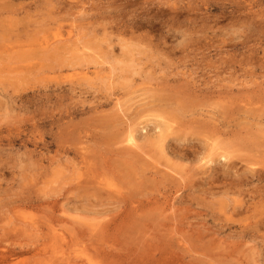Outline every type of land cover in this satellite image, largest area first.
<instances>
[{
	"label": "rangeland",
	"instance_id": "obj_1",
	"mask_svg": "<svg viewBox=\"0 0 264 264\" xmlns=\"http://www.w3.org/2000/svg\"><path fill=\"white\" fill-rule=\"evenodd\" d=\"M0 264H264V0H0Z\"/></svg>",
	"mask_w": 264,
	"mask_h": 264
},
{
	"label": "bare ground",
	"instance_id": "obj_2",
	"mask_svg": "<svg viewBox=\"0 0 264 264\" xmlns=\"http://www.w3.org/2000/svg\"><path fill=\"white\" fill-rule=\"evenodd\" d=\"M33 37V36H32ZM57 43V42H56ZM51 46V45H50ZM49 46V47H50ZM58 46V45H57ZM53 47V46H52ZM51 48V47H50ZM48 49V48H47ZM54 51V50H53ZM52 54V53H51ZM42 55V54H41ZM39 58V57H38ZM37 59V58H36ZM77 59V58H76ZM37 63V62H36ZM132 136H133V134H132ZM130 137H131V135H130ZM132 139V138H131ZM134 139H136V138H134ZM133 143V142H132ZM164 147V146H163ZM125 155V154H124ZM127 155V154H126ZM223 157V156H222ZM226 157V156H225ZM137 158V157H136ZM143 158V157H142ZM136 163V162H135ZM140 163V162H139ZM141 164H143V163H141ZM93 177V176H92ZM165 199V198H164ZM125 205V204H124ZM134 206V205H133ZM164 207V206H163ZM187 210V209H186ZM122 217V216H121ZM144 217V216H143ZM164 218V217H163ZM160 219V218H159ZM118 220V219H117ZM149 229V228H148ZM146 236V235H145ZM157 238V237H156ZM155 239V238H154ZM180 239V238H179ZM161 241V240H160ZM199 242V241H198ZM159 243V242H158ZM170 244V243H169ZM183 247V246H182ZM161 254V253H160ZM199 256V255H198ZM202 256V255H201Z\"/></svg>",
	"mask_w": 264,
	"mask_h": 264
}]
</instances>
